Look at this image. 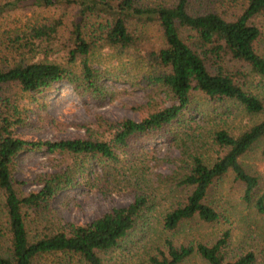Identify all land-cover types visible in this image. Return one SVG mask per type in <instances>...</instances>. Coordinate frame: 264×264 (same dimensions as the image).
<instances>
[{"label":"trees","instance_id":"1","mask_svg":"<svg viewBox=\"0 0 264 264\" xmlns=\"http://www.w3.org/2000/svg\"><path fill=\"white\" fill-rule=\"evenodd\" d=\"M18 11L25 14L13 16ZM263 23L264 0H0V264H126L111 252L143 224L152 209L148 195L138 193L87 222L63 220L54 198L78 179L58 169L38 175L40 188L25 191L15 174L18 159L47 150L117 163V149L132 136L174 135L195 96L230 99L262 116L235 132L216 125L210 155L183 151L176 177L184 195L156 224L174 232L192 220L216 221L221 212L209 194L227 172L242 183L244 199L264 211V188L258 190L259 176L244 160L264 137V96L248 89L254 77L264 78V48L257 47ZM103 49L143 68L161 101L152 98L139 119L99 117L105 138L91 135L88 126L84 135L51 141L19 135L30 119L25 94L67 80L79 95L113 97L101 80L124 81L127 74L96 63ZM229 235L227 229L212 243L196 244L167 236L163 246L130 264H180L193 255L206 264H254L251 249L227 253ZM261 250L264 256V242Z\"/></svg>","mask_w":264,"mask_h":264},{"label":"rangeland","instance_id":"2","mask_svg":"<svg viewBox=\"0 0 264 264\" xmlns=\"http://www.w3.org/2000/svg\"><path fill=\"white\" fill-rule=\"evenodd\" d=\"M55 13L46 11L43 15L53 16ZM24 14L18 11L13 16ZM261 28L263 33L257 41L259 50L264 48V23ZM94 59L104 68L127 74L123 77L124 81L101 80L114 93L113 97L79 95L67 80L55 82L42 92L25 94L22 106L28 111L30 119L28 125L20 128L19 135L29 140L51 141L84 135L88 126L91 135L105 138L108 133H101L99 117L112 121L124 117L139 119L152 98V102L161 101L147 83L143 74L145 70L132 64L130 59L104 49L96 53ZM248 89L264 96V78L254 77ZM192 101L191 110H183L181 124L173 128L174 135L170 132L151 137L132 136L126 148L117 149L120 157L117 163L97 162L85 155L33 150L19 157L15 174L19 180L25 181L24 190L31 191L40 188L38 175L68 168L78 183L60 191L54 198V206L63 220L80 223L112 208L126 206L138 193L148 195L152 209L143 217V224H139L121 242V248L111 252L113 260L130 264L145 259L157 246H163L167 236L176 243H212L228 229V254L232 256L251 249L257 255L254 264H264L261 250L264 211L255 207L254 200L248 202L244 199L243 185L234 179L232 172H227L209 194V199L214 200L221 212L216 221L201 223L192 220L174 232L156 224L158 215L175 206L184 195L185 190L176 177L183 151L187 156L192 152L210 155L213 152L210 150V133L216 125H224L235 132L262 116L246 111L241 104L230 99L211 101L195 96ZM46 115L53 118L48 121ZM189 125L192 127L189 128ZM263 146L264 137L244 157L259 176L258 190L264 188ZM82 163V166H78ZM180 264L206 263L193 255Z\"/></svg>","mask_w":264,"mask_h":264}]
</instances>
